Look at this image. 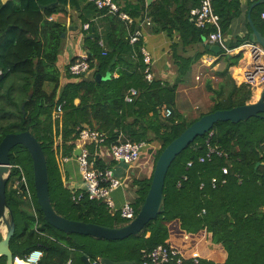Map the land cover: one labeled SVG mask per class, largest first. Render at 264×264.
Segmentation results:
<instances>
[{"label":"trees","instance_id":"obj_1","mask_svg":"<svg viewBox=\"0 0 264 264\" xmlns=\"http://www.w3.org/2000/svg\"><path fill=\"white\" fill-rule=\"evenodd\" d=\"M199 3L200 0H153L146 5V0H135L120 8L132 19L130 23L118 14L97 9L87 0L0 1V142L9 133L30 131L34 135L46 157L50 201L59 215L110 227L129 223L120 222L119 215L105 203L90 200L85 194L74 202L65 187L57 159L74 155L78 128L89 127L105 133L108 146L119 140L154 143L155 165L161 151L204 114L250 102L251 87L246 83L236 85L229 74V67L237 64L241 55L226 54L222 58L225 67L215 72L221 78L217 86L213 87L211 80L205 82L212 94L213 105L209 110L186 122L176 109L177 87L184 82L183 76L203 54H213L204 44L212 28L199 29L191 20L190 9ZM67 7L76 14L71 17L72 22L87 23L90 30H96V22L100 20L102 26L94 37H86L84 33L90 69L78 76L70 74L67 67L62 72L57 65L66 26L52 16L66 15ZM262 7L263 3L253 7L251 18L264 34V19L259 22L256 16ZM214 10L224 34L232 20L241 14L242 7L240 0H215ZM145 17L150 19L154 33H178V41L171 45L178 72L173 83L158 78L147 81L141 52L143 41L133 44L129 41ZM248 39L249 36L237 37L226 46L238 47ZM194 45L200 49L188 53L187 46ZM97 74L102 77L97 79ZM130 88H135L138 95L128 103L125 96ZM29 95L31 98L23 105ZM58 104L61 112L55 115ZM165 109H170L171 115L166 116ZM208 144L223 155L213 154L209 160L200 162ZM9 158L12 165L23 168L34 189L28 151L17 145ZM190 161L191 166H187ZM223 167L228 169L227 174L222 173ZM105 168L98 154L92 169ZM212 177L225 182L212 186ZM18 178L19 171L13 167L6 185V199L15 221V233L10 240L14 256L25 258L38 249L43 253L40 264H67L69 259L71 264H83V255L91 262L108 258L140 264L143 252L158 245L175 247L169 237L176 223L188 236L205 231L209 246L219 247L225 253L222 264H264V113L237 123L219 121L209 132L197 137L167 171L164 204L158 216L138 234L124 240L57 230L43 219L35 194L33 211L23 198V186L14 187ZM151 178L152 174L136 181L137 212ZM0 264H6L4 257L0 258ZM180 264L215 263L205 259L195 262L191 255Z\"/></svg>","mask_w":264,"mask_h":264},{"label":"crops","instance_id":"obj_2","mask_svg":"<svg viewBox=\"0 0 264 264\" xmlns=\"http://www.w3.org/2000/svg\"><path fill=\"white\" fill-rule=\"evenodd\" d=\"M1 3H6L9 0H0ZM119 8H122L127 3H133L135 0H113ZM153 0L150 1V3ZM172 1V0H171ZM259 0H240L242 12L241 14L234 18L230 24L227 32L223 34L225 45L227 43H234L236 38H243L249 36L250 40L248 42L229 49V51H222L216 54H203L196 62H194L191 68L183 76L184 82L179 84L177 87L176 94V108L181 113H190L192 109L197 108V104H202L208 108L213 105L212 101H209V92L204 91L205 82L211 80L212 86L213 80L217 83L221 80L220 76H215V72H220L224 67L225 63L223 57L227 54L229 56H235L240 54L241 57L237 64L229 67V74L234 80L236 85H241L244 83V73L247 69L255 63L252 55V31H250L251 25L247 19L248 11L255 6L253 4ZM149 3V4H150ZM251 3V4H250ZM262 4V3H260ZM264 4V2H263ZM146 5H148L146 0ZM257 6V5H256ZM192 9V8H191ZM190 9V10H191ZM262 11L257 13V19L259 22L263 19L261 14L264 13V7ZM67 14L58 13L52 16L53 19L62 20L65 23L66 31L64 37V44L62 50L58 56L57 65L60 70L65 71L68 64L74 59L86 53L84 45V33L90 34L94 31L96 35L97 32L102 31V26L100 20L96 22V30H83L82 24L79 21H71V17L75 16L71 9L67 7ZM254 28L264 37V34L260 28L256 26L254 20L251 18ZM151 25L143 26V36L142 41L145 50L150 54L152 58L151 71L154 78L161 79L163 81H168L173 83L178 78V72L176 66L173 64L171 45L173 42H177L179 39L178 33L174 32L172 35H168L165 31H159L154 33L151 31ZM73 28V29H71ZM251 33V34H250ZM204 44H209L207 38L204 39ZM188 53L192 54L198 49L199 45H194L191 48L187 46ZM258 63L264 65V55H261L258 59ZM217 86V85H216ZM264 86H258L252 89V96L250 102H254L259 98ZM206 90V89H205ZM187 108V109H186ZM195 114V111H193ZM60 139L57 140L58 143ZM79 143L75 141V150L78 149ZM155 149L157 146L154 143H148L147 147L142 150V154H146L144 158L143 155L133 164H123L116 163L111 160L107 155H102V159L106 167L114 168L117 172L116 174L122 185L115 189L111 196L115 203L116 213L119 207L126 201L131 202L135 207L139 200V195L137 194L136 181L138 177L141 179L149 178L153 172L154 168V158ZM60 175L65 187L71 192H81L84 191V185L81 179V175L78 170V164L76 161V156L72 155L70 157H63L57 159ZM170 229L169 242L180 250L183 254L184 259H189L193 253H197L199 259H205L211 261L215 264H222L225 259V253L219 247H210L207 241V233L205 231L197 233L193 236H188L184 234L177 226ZM70 261V263H69ZM196 262V261H195ZM67 264H71V260L67 261Z\"/></svg>","mask_w":264,"mask_h":264},{"label":"built area","instance_id":"obj_3","mask_svg":"<svg viewBox=\"0 0 264 264\" xmlns=\"http://www.w3.org/2000/svg\"><path fill=\"white\" fill-rule=\"evenodd\" d=\"M94 4L99 10H105L108 13L118 14L119 17L128 22H132L125 13L120 12L119 6L113 0H87ZM215 0H200L197 7L190 10L191 20L194 25L199 29L212 28V31L207 37V42L210 45H217L221 50L229 51L224 42V36L221 30L220 17L214 10ZM264 19V13L261 14ZM151 25V21L148 17H145L139 22L138 27L130 36V43H136L142 40L143 26ZM82 29L88 30L89 24L85 23L82 25ZM144 63L146 64L144 74L147 81L153 80V74L151 71L152 58L150 54L145 50L144 46L141 48ZM252 55L255 63L251 65L244 73V83L248 84L251 89L258 86H264V65L258 63V59L261 55H264V49L258 45L252 44ZM90 69L88 62L87 52L77 57L73 62H70L67 66V70L70 74L78 76L85 74ZM138 95V91L135 88H130L125 96V101L131 103L134 98ZM54 114L61 112V105L58 104L54 110ZM165 115H171L170 109H165ZM106 135L103 132L89 128L81 127L78 128L79 143L78 149L80 153L76 156L78 164V170L81 175V179L84 185V191L73 192L72 200L78 202L81 197L85 194L90 200L100 201L106 204L110 211L115 212L116 205L111 196L112 192L119 188L122 183L118 177L115 176L112 168L106 167L105 169H92V164L95 162L98 154L107 155L113 162L123 164H133L140 158L142 150L147 147V143L144 141L133 142L129 140H119L117 143L110 146L106 145ZM93 147V150H91ZM208 150L205 156L199 158L200 162L209 160L213 154L223 155L222 152L216 151L208 144ZM191 161L187 163V166H191ZM16 168L19 171V178L15 181L14 187L21 185L23 186V198L28 201L32 210L34 211V189H32L28 175L25 173L23 168L19 165H11L12 168ZM222 173L227 174L228 169L222 168ZM211 185L215 186L218 183H224L225 179H219L218 177H212ZM203 184L201 185V187ZM117 214L121 219L133 220L137 213L135 207L131 202H124L118 209ZM43 253L41 250H33L25 258L13 255V264H40ZM194 261L197 262L198 254H193ZM183 254L173 246L158 245L156 248L149 252H143L142 260L140 264H171L176 262L180 264L183 261ZM70 263V261H69ZM92 264H101L100 260L91 262Z\"/></svg>","mask_w":264,"mask_h":264},{"label":"water","instance_id":"obj_4","mask_svg":"<svg viewBox=\"0 0 264 264\" xmlns=\"http://www.w3.org/2000/svg\"><path fill=\"white\" fill-rule=\"evenodd\" d=\"M151 0H147L149 4ZM264 0L256 1L253 6L263 3ZM247 19L252 28V42L264 49V37L254 28L250 12ZM73 29V28H71ZM65 37V34H62ZM92 31L86 37H94ZM213 53H220L221 48L217 45H206ZM102 76L96 75L99 79ZM108 77V76H107ZM31 98L29 95L23 105ZM264 113V88L259 98L254 102L236 106L230 109L216 110L204 114L191 123L178 137L172 140L158 156L152 172L151 183L144 201L137 212L136 217L121 227H110L96 223H87L68 219L59 215L53 208L49 194L48 166L44 151L30 131L6 134L0 142V258L6 259V264H13V253L10 249V240L15 233V221L12 210L6 199V185L11 173L10 151L17 145L23 146L29 153L32 161V180L35 197L43 219L51 226L66 234L74 233L93 236L99 239L111 241L124 240L131 235L138 234L150 221L154 220L164 204V184L167 171L175 158L184 151L197 137L209 132L219 121L237 123L246 121L251 117ZM79 149L74 151L78 156ZM83 264H92L90 259L82 256ZM101 264H134L133 261L114 262L108 258H101Z\"/></svg>","mask_w":264,"mask_h":264},{"label":"rangeland","instance_id":"obj_5","mask_svg":"<svg viewBox=\"0 0 264 264\" xmlns=\"http://www.w3.org/2000/svg\"><path fill=\"white\" fill-rule=\"evenodd\" d=\"M213 84L215 85V87H216V85H217V82L215 81V80H213ZM203 88H204V91H206V92H209L208 90H207V88H206V85H205V87L203 86ZM206 89V90H205ZM210 93V92H209ZM209 101H212V94L210 93L209 94ZM255 100H257L256 99V97H255ZM212 103H213V101H212ZM197 106V108H195V109H192V111L190 112V113H181L177 108V110L180 112V114L182 115V117H183V119L186 121V122H191L192 120H194V119H196V118H198V117H200L199 115L201 114V113H204V112H207L208 110H209V108L212 106H210L209 108L207 107V106H203L202 104H197L196 105ZM187 109V108H186ZM193 111H195V114H193ZM57 142V141H56ZM144 152V151H143ZM142 152V153H143ZM141 153V155H143ZM145 155L146 154H144L143 156H142V158H144L145 157ZM141 157V156H140ZM140 160V159H139ZM112 170H114V172L117 174V172H116V170H115V168H114V165L112 166ZM115 174V176H117ZM138 180H141V178H139L138 177ZM135 211H136V213H137V207H136V209H135ZM120 222H129L128 220H124V219H122V220H120ZM171 243V242H170ZM174 245V244H173ZM176 248V247H175ZM178 249V248H177ZM180 251V250H179ZM193 254H197V253H193ZM193 254H192V256H193Z\"/></svg>","mask_w":264,"mask_h":264}]
</instances>
